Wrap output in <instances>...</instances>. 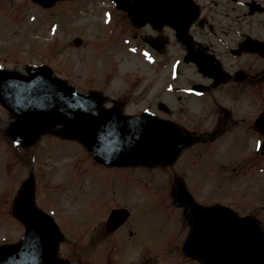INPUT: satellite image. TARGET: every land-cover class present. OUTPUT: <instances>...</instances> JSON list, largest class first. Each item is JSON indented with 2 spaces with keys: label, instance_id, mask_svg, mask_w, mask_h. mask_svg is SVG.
Segmentation results:
<instances>
[{
  "label": "rangeland",
  "instance_id": "1",
  "mask_svg": "<svg viewBox=\"0 0 264 264\" xmlns=\"http://www.w3.org/2000/svg\"><path fill=\"white\" fill-rule=\"evenodd\" d=\"M257 1L264 5V0ZM229 3L221 10L229 14L235 26H241L242 16L232 18L236 8L234 3ZM253 21L264 24V13L255 16ZM125 22L107 0L67 1L49 9H42L29 0H0V68L22 69L27 64L44 63L81 92L97 89L109 95L112 91L118 93L127 79H135V74L148 79L150 65L160 66L157 59L150 64L141 55L127 53V44L119 43L111 49L117 33L121 39H128L132 33ZM74 37H80L81 44L74 43ZM250 89L252 97L249 99L254 100L253 103H244L247 106L241 107L227 102V97L221 99L220 105L231 109L235 118L239 112L246 114L241 116L253 117L263 105L260 98L264 93L257 86ZM208 103V116L196 123L187 115L186 128L215 127L214 117L218 114H211L214 108L210 100ZM189 106L194 110L200 108L194 104ZM143 107H151L149 101L133 99L126 105L127 111L133 113ZM209 117L206 127H202ZM9 120L0 106V243L15 241L23 234V227L12 216L11 205L29 172L34 173L35 203L59 225L63 233L59 253L70 264H118L123 256L119 246L123 243L119 241L128 239L134 229V243L154 247L170 241L167 252L172 257H165L167 263L179 261L180 257H175L177 247H171L180 243L179 233L184 230L185 221L181 216L182 208L171 195L174 177L182 178L200 202L234 205L264 220V162L257 160L258 137L255 135H248L247 140L237 143L232 137L222 138V141L218 137L216 142L210 141L217 143L215 151H205L210 143L197 148L194 145V149L191 147V151L179 155L167 167L158 165L144 169L96 165L79 143L54 138L52 132L40 136L31 147L21 148L4 133ZM232 143L235 144L227 146ZM247 160L251 163L245 165ZM235 163L240 174L230 177L227 174L232 173ZM116 206L128 209L131 218L116 235L115 232L104 233L101 223L103 227L108 210ZM123 248L128 249V245ZM133 248L127 250L128 254ZM131 255L128 258L132 263L137 250Z\"/></svg>",
  "mask_w": 264,
  "mask_h": 264
},
{
  "label": "water",
  "instance_id": "2",
  "mask_svg": "<svg viewBox=\"0 0 264 264\" xmlns=\"http://www.w3.org/2000/svg\"><path fill=\"white\" fill-rule=\"evenodd\" d=\"M34 1L48 6L55 0ZM123 6L128 11L131 9V5ZM131 12L133 14V10ZM38 70L29 71L32 74L28 77L0 70V103L15 118L8 133L23 146L30 145L41 132L58 124L60 134L80 141L97 161L150 165L169 163L191 139L162 128L164 124L155 125L153 119L123 117L112 109H102V97L98 93L78 94L56 79L48 67L40 66ZM93 108L97 115H91ZM259 130L264 138V127L260 126ZM260 148L264 152V140ZM32 192L30 176L24 181L13 206L15 216L26 226L25 235L16 245L0 247V264H64L56 258L61 234L53 220L34 206ZM177 197L187 202L179 188ZM198 207L190 205L195 230L190 248L194 250L197 249ZM114 214L116 212H112L111 217ZM217 214L221 218L215 241L222 245L221 249L232 246L228 254V259H233L231 264H264V235L257 223L250 216L239 217L231 211L222 210ZM124 217L125 214H121L115 225Z\"/></svg>",
  "mask_w": 264,
  "mask_h": 264
},
{
  "label": "flooded vegetation",
  "instance_id": "3",
  "mask_svg": "<svg viewBox=\"0 0 264 264\" xmlns=\"http://www.w3.org/2000/svg\"><path fill=\"white\" fill-rule=\"evenodd\" d=\"M165 31H170L172 33V30H170V29H167ZM205 49H206V51L212 53V51L210 50L209 47H206ZM245 70H246V73L248 76V78L246 77V79H247L246 81L236 83V82H234L235 81L234 80L235 75H234L232 80H229V81H231L230 83L223 84V85H221V87H228L229 84H232L233 87H241V88L249 87L253 84H255V85L259 84V85H262V87H264V69L258 70L256 67L250 65L248 67H245ZM221 97L222 96H218V98H221ZM213 100H214V102H216L217 101L216 97H213ZM262 102L264 103V97H262ZM263 108H264V105H263ZM217 114H218V117H215L216 118V121H215L216 126L215 127H217L219 133L222 132L221 135H224V134L233 135L234 133H232L230 130L233 129V126L240 125L241 122H244V125L240 128V131L236 134L240 135V137H241L242 135H246V134H249L250 132H252V129L250 126V123H251L250 119L247 121L243 118H235L233 116L232 112L224 111L223 108H219V107H218ZM228 131H230V132H228ZM199 133L208 135L206 131L205 132L201 131Z\"/></svg>",
  "mask_w": 264,
  "mask_h": 264
}]
</instances>
